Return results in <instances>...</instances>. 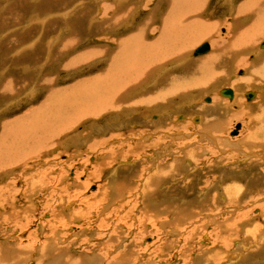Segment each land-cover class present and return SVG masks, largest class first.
<instances>
[{
	"label": "rangeland",
	"instance_id": "rangeland-1",
	"mask_svg": "<svg viewBox=\"0 0 264 264\" xmlns=\"http://www.w3.org/2000/svg\"><path fill=\"white\" fill-rule=\"evenodd\" d=\"M85 1L0 0V67L4 65V71L0 69V88L6 79L16 81L22 75L29 79L33 77L35 73L32 72L46 58V42L51 40L59 26L62 28L57 32L58 35L67 37L76 33L77 38H73L77 42L81 41L69 55L70 59L62 58L65 51L60 54V48L55 46L52 60H46L44 73L47 72V77L53 80L54 87L64 88L67 83L71 84L78 78L102 72L101 66L105 65L107 69L108 65L101 60L102 57H96L102 56L101 51H105L104 55L114 54L118 42H123L121 45L126 46V50L131 49L134 45L126 43L125 37L130 32L134 33L136 27L148 17L149 31H145L142 39L152 41L157 32L154 33L152 29L162 27L163 17L174 21L180 16L179 10H187L186 5L173 4L178 0H136V8L139 1L140 5L146 1L149 5L145 11L137 12L135 9L134 19L129 18L131 24L126 25V22L124 27L123 21L130 14L123 12L118 21L114 13L123 9L110 8L113 7L112 0ZM131 1L127 10L130 12L134 10V0ZM233 1L236 9L228 5L226 0L227 4L224 0H203L202 10L199 14L194 12V17L216 27L213 37L202 39L196 45L193 44L196 42L193 38H183L182 33L169 28L162 29L164 37L169 38H163L168 40V47L163 50L168 60L155 66L150 74L148 69L141 71L140 78L146 80L148 86L137 94L162 89L167 82L160 81L168 74L170 79L178 81L198 76L194 81H201L205 84L203 87L189 86L175 92L174 96L164 97L162 103L153 101L149 108L141 105L134 112V109L128 108L120 115L109 112L81 118L78 112L70 111L72 116L69 118L77 114L75 122L70 128L60 131L57 135L59 138L49 148L43 147L42 152L32 153L16 145L23 146L13 130L8 136L4 135L0 146V264H264V217L258 216L261 213L260 206L264 208V172L261 173L264 169V119L263 112H258V117L254 116L256 121L250 122L251 111L255 113L259 109L248 108L264 91V79L256 76L259 81L247 87L236 83L247 76L249 65L260 62V57L264 56V47L260 45L264 39V28L251 30V39L255 42L247 51H231L229 44L221 48L226 49L223 59L226 57L227 60H223L225 68L214 80L199 77L195 73L183 74V68L208 58L213 53L215 43L229 38L225 22H230L229 19L233 18L243 0ZM69 4L72 10L71 7L65 8ZM51 11H57L55 14L58 16L54 14L49 17ZM47 14L50 21L45 20ZM248 19L251 21V16ZM104 20L119 22V32L112 31L115 28L113 24L107 29L112 33L104 32L106 30L100 24ZM240 22L245 26L248 20L241 18ZM68 23L73 24L67 29L65 25ZM167 32H171L172 37ZM174 37H178V40ZM101 38L110 40L102 42ZM204 42L209 44L210 50L203 55L193 56V49ZM140 43L143 41L140 40ZM139 47L143 52H138L136 58H142L149 52L148 45L141 44ZM18 48L22 51L19 52ZM154 48L156 56L162 54L158 45ZM90 49H94V56L83 59L79 53ZM182 50L184 52L180 56L179 51ZM117 58L118 63H121L122 53ZM51 63H54L53 67ZM80 65L84 68L75 76H69L68 68L75 69ZM134 72L127 74L120 70L117 79L124 85L129 84L131 80L136 81ZM143 72H147L145 76ZM7 85L5 83L4 87ZM221 88H231L236 98L229 102L231 100L217 93ZM25 90L18 91L23 94ZM248 91L255 92L250 100L244 95ZM45 92L46 89L40 87L36 95L5 112L3 108L7 106H4V101L10 97H4V101H0V121L3 118L10 121L16 116L20 118L19 115L27 114L29 109L30 112L39 110L38 113L42 112V115H48L52 112L50 110H53V114H60V109L55 113V108L40 105ZM206 97H209V102L204 101ZM236 99L240 100V104L235 102ZM225 102L229 108L224 107ZM37 104L40 105L37 106L39 109ZM213 105L219 111L210 114L209 118L207 106ZM240 119H246L247 128L242 138L250 136L247 145L245 140L242 142L244 138H240L244 129ZM209 123L217 124V127L211 130L206 126ZM237 123L240 129L233 136L231 132ZM46 124L38 126L37 132L40 131L38 134L41 138L47 132L46 128L52 125ZM254 128L258 130L255 134ZM16 139L19 143H15ZM156 139L159 141L156 147L162 143L167 147L162 148L153 163L148 156L153 155L154 150L149 147L153 143L150 140ZM142 142L148 144L141 145ZM179 156L183 159L181 167L169 169L167 177L165 175L158 182L153 181V175L157 169H161L163 162L169 163ZM120 161L125 164L120 165ZM251 174L257 175V183L253 182ZM146 184L153 190L148 189ZM99 187L101 191L98 192ZM260 190L262 195L257 193ZM222 221L225 232L218 227L217 234L214 232L210 240V233ZM245 228H248L247 234L243 231Z\"/></svg>",
	"mask_w": 264,
	"mask_h": 264
},
{
	"label": "bare ground",
	"instance_id": "bare-ground-1",
	"mask_svg": "<svg viewBox=\"0 0 264 264\" xmlns=\"http://www.w3.org/2000/svg\"><path fill=\"white\" fill-rule=\"evenodd\" d=\"M85 1V0H83ZM127 2L129 4H126L125 3L123 4V2ZM136 0L133 1V9L131 8V10H133L132 12L130 11H127L129 8H130V4H131V0H112V6L113 7H110V8H114V10H119L120 8H122L123 10L120 12H115V17L118 19V21H120L121 19V16H122V13H126V14H130L128 16V19L124 20L123 21V25H125L124 23H126V25L129 23V18H133V13L135 12V9H137L136 11L138 12V10L140 11H145L147 6L149 5L148 2H144L143 5H140V1L138 2V7L136 8V6L134 5V2ZM206 0H204L205 2ZM228 1V5H232V8L234 9V1L233 0H226ZM82 2V1H81ZM86 2V1H85ZM180 0L174 2L173 4H182V6L186 5L185 7L187 8V10L185 11H182L179 10L181 13H179L178 15L179 18L177 17L174 21L173 19L171 21L168 20V18H164L163 20V23H162V27L160 29H152L156 34H155V38L152 40V41H148L147 39L143 40L142 39V35L144 36L145 35V31H149V17L148 19L141 24V25H138L136 27V30H134V33H129L130 35L125 37V40H126V43H129V45H134L131 49L129 50H126V46L124 47L123 45V42L120 43L118 42L117 44L118 45V48L115 49V53L112 54V55H104L105 51H101L102 53V56H96V57H102L101 60H104V62L108 65V68L106 69L105 65L101 68H103V71L102 72H97L95 74H91L87 77H84V78H78L76 79L73 83L71 84H68L66 85V87L64 88H56L54 87V84H52V81L53 80H50L49 77H47V72L44 73V66H45V63H46V60L48 61H51L52 60V52L55 50L54 47L57 46L60 48L61 52L60 54L63 53V51H65L61 56L62 58L63 57H70L69 55L72 54L73 52V49L75 48V46H77L78 44H81V41L77 42L75 41L76 39L73 38L76 37L77 38V34L75 33V35H73V33H71L70 36H66L67 37H64V36H60L57 34L58 31H61L60 28H62L61 26H59L60 28L58 30L55 31L54 33V36H52L51 40H49L48 42H46L47 44V47H46V58L45 60L43 61L42 63V68L41 70L36 74V75H39V79L38 81L36 82V75L33 76L35 77L33 79V77H31L30 79L27 78V76H24L22 75L18 80L16 81H11V79H6V81L4 82V85L5 83H7L8 85L5 86L2 90H0V99H1V96L3 95V92H4V97L6 98H9V100L7 99L6 102L4 101V106L6 105L7 107H4L3 108V112H5V110H9L11 107H16V106H19L20 104H22V102H24L26 99H30L31 97L34 96V94L36 95V92L37 90L42 87L43 90L46 89V92L42 95V103L40 105L42 106H50L51 108H55L56 110L54 111L56 113L57 109H60V114H53V110H50L52 112H49L48 115H42L43 113L42 112H39L38 113V107L37 106H40V105H36V107L38 109V111H35L33 110L32 112H30V109L28 110L29 112H27V114H24V115H19L21 116L20 118L18 116H16L15 118L11 119L10 121L9 120H4V118L2 119L3 121H0V146H1V143L4 141V135L5 136H8L11 131L13 130L14 133H17V138H20L21 140V143L23 146H21L20 144H16V145H19L20 147H24V150L25 151H29V152H38L40 151L43 147H48L50 145H52V143H54L55 140H57V135L58 133H60V131L62 132L64 129L66 130V128H70L72 126V124L75 122V116L69 118V116H72L71 112L70 111H74L75 113L78 112V114L82 115L81 118H86L89 116V114H95V115H101V114H107L109 112L111 113H115L120 115L123 111L127 110L128 108L130 109H134V111H136L135 109L139 106H145V107H148L149 108V105H152V102L155 101L156 102H161L163 101L164 97H170V96H174L176 94H174L175 92L177 91H183L185 90V88L189 87H193L195 85H198V87H203L205 84H202L201 81L199 80H196L194 81V79H197L196 78H192V77H187L186 79L184 78V80L182 79V81H178V80H174L173 78L170 79V74H168L167 76L164 75V79L161 80L160 82L162 81H166L167 84L164 85V87L161 89L159 88V90H151L150 92L144 94V93H141L142 95H138L137 93L139 92V90L143 89V88H146V85L148 86V83H146L147 81L146 80H143V78L141 79V71L142 70H146L148 69V73L150 74V72H152L156 67L155 66H159V65H162L164 64L165 62H167L168 60V57H166L165 55H163V53L165 51V49H167L168 45H166L167 41L168 40H163V38H167V37H164V34L163 31H161L162 29H166V28H169L168 30H174V31H177V33L179 32L180 34L182 33V37L184 38H193V41H196L194 42L193 44L196 45V43H198L200 40L202 39H210V37H213L212 35H214V31H215V27L216 25H211L210 23L209 24H205V21L202 20V22H200L198 19H196L194 16V12H198L197 14H199L200 10H202V4H204L203 0H189L187 2V0ZM221 2V1H220ZM121 3V4H120ZM224 3L227 4V2H225L224 0ZM72 4V3H71ZM71 4L67 5L65 8H70V10H72V6ZM74 4V3H73ZM80 4V3H79ZM84 4V3H83ZM172 4V5H173ZM111 5V3H110ZM236 5V3H235ZM83 6V5H82ZM181 6V8H182ZM227 6V5H226ZM102 7V6H101ZM170 7V6H169ZM173 7V6H171ZM204 7V5H203ZM75 8V7H74ZM109 8V9H110ZM180 8V7H178ZM185 8V9H186ZM231 8V9H232ZM102 9V8H101ZM105 9V8H104ZM236 9V8H235ZM69 10V9H68ZM230 10V9H229ZM66 11V10H64ZM101 11V10H100ZM178 11V10H177ZM57 11H55L54 13H52L51 11V16H49V14H47V19L45 20H48L49 17H52L54 16V14L56 13ZM67 12V11H66ZM111 12V11H110ZM46 13V12H45ZM49 13V12H48ZM65 13V12H64ZM63 13V14H64ZM60 14V12H59ZM57 15V14H55ZM141 15V14H140ZM49 16V17H48ZM58 16V15H57ZM60 16H62V14H60ZM102 16V15H101ZM248 16H251L252 20L249 21L248 19ZM43 17V16H42ZM107 17V16H106ZM33 18V17H32ZM36 19H38L37 17H35ZM46 18V17H45ZM125 18V16H124ZM241 18H244V20H248V23L247 25L243 26L240 22V19ZM40 19V18H39ZM76 19V18H75ZM96 19L98 20H102V19H99L98 17H96ZM103 19H105V16H103ZM114 20V18H113ZM136 20V19H135ZM134 20V22H135ZM226 20V19H225ZM30 21V20H29ZM34 21V20H33ZM32 21V22H33ZM50 21V20H48ZM230 22H225V24H227V34L229 37L228 39L225 38V39H222V41H220L218 44L215 43L214 44V49H213V53L208 57V58H205L201 61H197L185 68H183V74H190V73H195L196 75H200L199 77H209V80H214V77H218L220 74H221V71H223V69L225 68V63L223 62V60L225 61V59L227 60V58L225 57V59H223V52H225L226 49H221L223 48L224 46L228 45L229 44V47H230V50L231 51H247L248 49H250L251 47L254 46V40L251 39V30L253 29H261V28H264V0H243L236 12L234 13V16L233 18H230L229 19ZM114 22V23H113ZM31 23V22H30ZM45 23V22H44ZM66 23V22H65ZM119 22H117L116 20L115 21H102L100 24L101 26L103 27L104 32L110 34L109 32L112 33V31L116 32L118 29L121 28V25L118 24ZM175 23H178L179 25H176ZM201 23V25L199 24ZM204 23V24H202ZM24 24V23H23ZM29 24V23H28ZM35 24V23H34ZM73 24V23H72ZM71 23H68L66 24L65 26L70 28V26H72ZM115 26V28L112 30V31H107L108 27L109 26ZM131 24V23H129ZM128 24V25H129ZM161 24V23H160ZM224 24V23H223ZM122 25V26H123ZM126 25L124 27H126ZM182 25V26H181ZM222 25V24H221ZM27 26V25H26ZM63 26V24H62ZM63 26V27H65ZM65 27V28H66ZM15 28V27H14ZM13 28V29H14ZM19 28V27H18ZM27 28V27H26ZM43 28V27H42ZM64 28V29H65ZM74 28V27H73ZM63 29V30H64ZM66 29V31H67ZM77 29V28H76ZM42 30V29H41ZM65 33V31H63ZM89 30V29H88ZM11 32V30L9 31ZM119 32V31H117ZM172 32V31H171ZM171 32H167V33H170ZM8 33V32H7ZM42 33H43V30H42ZM103 33V32H101ZM260 33V32H259ZM39 34V33H38ZM37 34V35H38ZM57 34V35H56ZM60 34V33H59ZM107 34V35H108ZM116 34V33H115ZM151 34V33H150ZM174 34V33H173ZM5 35V34H4ZM53 35V34H52ZM62 35V34H61ZM176 35V34H175ZM263 36V35H262ZM64 37V38H62ZM172 37V34L171 36ZM180 37V36H179ZM196 37H199L200 39L196 40L197 38ZM49 38V37H48ZM49 38V39H50ZM62 38V39H61ZM196 38V39H195ZM37 39V38H36ZM46 39V38H45ZM102 42L105 41V40H110V39H103L101 38ZM121 39V38H120ZM169 39V38H167ZM174 39L178 40V37ZM173 39V40H174ZM181 39V38H179ZM39 40V39H37ZM140 40L143 41V43H140ZM264 40V39H263ZM31 41V40H30ZM29 41V42H30ZM47 41V39H46ZM84 41V40H83ZM82 41V42H83ZM124 41V40H123ZM166 41V42H164ZM170 43V42H169ZM204 43H207V42H204ZM202 43V44H204ZM262 43V42H261ZM26 44V43H25ZM56 44V45H55ZM141 44H145L148 45L149 47V52L147 51L146 55L143 56L142 58L139 57V58H136V54L139 52V53H142L143 50L142 48H140L139 46ZM192 44V45H193ZM200 44V45H202ZM208 44V43H207ZM33 45V44H31ZM29 45V46H31ZM126 45V44H125ZM154 45V46H153ZM158 45V50H160L162 52L161 55L159 56H156V52L154 51V47H157ZM193 45V46H194ZM200 45H198L197 47H199ZM261 45V44H260ZM259 45V48L260 49H263L261 48V46ZM65 46V48H64ZM191 46V47H193ZM21 47V46H20ZM26 47V46H25ZM92 47V46H91ZM195 47L193 49V53L192 55L193 56H198V55H203L205 53H207L209 50H210V46L208 44V49L203 52V53H199L197 55L194 54L196 48ZM32 48V47H31ZM90 48V47H89ZM226 48V47H224ZM236 48V49H235ZM21 49V48H20ZM20 49L18 48V51H20ZM25 49V48H24ZM228 49V47H227ZM243 49V50H242ZM259 49V50H260ZM17 50V48H16ZM157 50V51H158ZM174 50V49H173ZM18 51H15V53H17ZM177 51V50H176ZM93 52L95 53L94 49H90V50H86L84 52H80L79 54L82 55V58L83 59H86V58H92L94 55H93ZM178 52V51H177ZM184 52V50H182L181 52L179 51V54L181 56V54ZM229 52V51H228ZM107 53H110V52H107ZM121 54L122 53V61L121 63H118V54ZM170 53V52H169ZM235 53V52H234ZM130 54V55H129ZM155 54V55H154ZM96 55V54H95ZM226 54H224L225 56ZM231 55V54H230ZM264 55V54H262ZM29 56V55H28ZM175 56V55H174ZM229 56V54L227 53V57ZM233 56V55H231ZM73 57V56H72ZM78 57V55H77ZM176 57V56H175ZM80 58V57H79ZM173 58V57H172ZM70 59V58H69ZM76 59V58H75ZM170 59V58H169ZM232 59V58H231ZM99 60V59H98ZM139 60V61H138ZM146 60V61H145ZM261 60L260 62H254L253 64L249 65V69H248V74L245 78L241 79V80H237L236 83L241 86H250V84L254 83V82H258L259 79L256 78V76H260L261 79H264V56H261L260 59ZM37 61V60H36ZM180 61V60H179ZM235 61V60H234ZM242 61V60H241ZM103 62V61H102ZM243 62V61H242ZM49 63V62H48ZM122 63H124L123 65H121ZM85 64V63H84ZM83 64V65H84ZM244 64V63H243ZM52 67L54 66V63H51ZM103 65V64H102ZM167 65V64H166ZM48 66V65H46ZM105 67V69H104ZM164 67V66H163ZM26 68V67H24ZM79 68V69H78ZM84 66L82 67V65H80L79 67L77 68H73V69H69L68 68V73L69 76L70 75H73L75 76L76 74L79 73V71H81V69H83ZM100 68V67H99ZM162 68V67H161ZM171 68V67H170ZM26 70V69H24ZM122 71V72H128L127 74H130L131 72H134L136 78H134V80L136 81H130L129 84H122L121 81H118L117 79V76H118V71ZM220 70V71H219ZM246 70V69H245ZM166 70H164L165 72ZM159 72V71H158ZM147 72H145L146 74ZM160 73V72H159ZM144 72H143V75L145 76ZM156 74V73H155ZM239 74L241 75L242 74V71L239 72ZM185 75H183L184 77ZM187 76V75H186ZM185 76V77H186ZM236 76V75H235ZM119 77V76H118ZM147 77V75H146ZM140 78V79H138ZM72 79V78H71ZM178 79V78H177ZM208 79V78H206ZM237 79V78H236ZM138 80H140L138 82ZM151 80V79H150ZM149 80V82H151ZM30 81V84H28ZM146 81V82H145ZM154 81V80H152ZM156 81V80H155ZM135 82V83H133ZM196 82V83H195ZM156 83V82H155ZM177 83V84H176ZM56 84V83H55ZM170 84V85H169ZM143 85V86H142ZM150 85V84H149ZM169 85V86H168ZM255 85V84H254ZM27 86H29L27 88ZM140 86V87H139ZM179 86V88H178ZM177 87V88H176ZM253 87V86H252ZM17 88V89H15ZM235 88V87H234ZM24 89L25 92L23 94H20L21 92H19L18 90H21L23 91ZM57 89H59V91H57ZM222 89H225V88H221L218 90V94L222 97H225L227 98L228 100H231L229 102H232L233 98L235 99V95H234V92L231 88V91H232V97L229 98L228 96L224 95L221 93ZM228 89V88H227ZM256 91V90H255ZM180 93V92H179ZM247 93H251L252 95L250 96V98L247 96ZM12 94V95H11ZM254 94L255 92L254 91H248V92H245L244 95H245V98L247 100H250L252 97H254ZM179 95V94H178ZM259 95V93H258ZM41 97V96H40ZM257 97V96H256ZM16 98V99H15ZM13 99L14 102H13ZM204 101L206 102H209L210 99L209 97L207 98H204ZM254 101V100H253ZM164 102V101H163ZM235 102L237 104H240V100H235ZM234 102V103H235ZM40 103V102H39ZM162 103V102H161ZM226 102L223 104L224 107H230V106H227L225 105ZM231 105V103H229ZM233 104V103H232ZM235 104V106L237 105ZM29 105V104H28ZM32 105V104H31ZM65 105V106H64ZM90 105V106H89ZM234 105V104H233ZM64 106V109L62 108ZM232 106V105H231ZM84 107V108H83ZM258 108L259 111H255L252 112V115H250L249 113V120L250 122H255L254 121V116H257L258 117V112H263V119H264V91L262 92V94L260 96H258V98L252 103L250 104V106L248 108ZM41 108V107H40ZM207 108L210 110V113H209V118H210V114L212 113H218V109H217V106L213 105V106H207ZM19 109V108H18ZM17 109V110H18ZM32 109H34V107H32ZM164 109V108H163ZM241 111V110H240ZM70 112V113H69ZM97 112V113H96ZM100 112V114H99ZM132 112V111H131ZM132 112V113H133ZM245 112V111H244ZM145 113V112H144ZM143 113V114H144ZM227 113V112H226ZM238 113V112H237ZM147 113H145L146 115ZM149 114V113H148ZM233 114V113H232ZM39 117H38V116ZM145 115H143L144 117H146ZM206 115V114H205ZM204 115V116H205ZM23 116V117H22ZM156 116V115H155ZM207 116V117H208ZM239 116H241L239 114ZM242 116H243V113H242ZM245 116V115H244ZM114 117V116H113ZM112 117V118H113ZM118 117V116H116ZM246 117V116H245ZM77 118V117H76ZM80 118V119H81ZM152 118V117H151ZM238 118V117H237ZM247 118V117H246ZM260 118V117H259ZM17 121H16V120ZM23 119H26L27 121L24 122ZM78 119V118H77ZM79 119V120H80ZM13 120V121H12ZM20 120L22 122L19 121ZM117 120V118H116ZM239 120V119H237ZM241 120V119H240ZM246 120V119H245ZM245 120H241L243 125L242 127L244 126V129L240 135V138H242V136L244 135V132L246 130L245 128ZM248 120V118H247ZM248 120V121H249ZM32 121V122H31ZM119 121V119L117 120ZM116 121V122H117ZM260 121V120H259ZM264 122V121H263ZM19 123V124H18ZM52 124L50 126H48L46 129L47 132L44 133V135L41 136L38 134V131L37 130L39 129V125H42V124ZM119 124L123 123L124 122H118ZM4 125V127L1 126ZM46 124V125H47ZM118 124V125H119ZM122 124V125H123ZM250 124V123H249ZM207 128H210L211 130H214L216 127H217V124H212V123H209V124H206ZM162 128V127H161ZM264 129V123H263V127ZM240 127L238 128V131H239ZM157 131V130H156ZM257 128H254V131L253 133L255 134L257 132ZM250 132V131H249ZM238 133V132H237ZM42 134V133H41ZM152 134V133H151ZM137 135V134H136ZM175 135V134H174ZM173 135V136H174ZM236 135V134H235ZM19 136V137H18ZM56 136V137H55ZM172 136V135H171ZM234 136V135H233ZM143 137V136H142ZM178 137V136H177ZM44 138V139H43ZM244 138V139H243ZM242 139V142L245 140V145H247V141L250 140V136L246 135L245 137H243ZM155 139V138H154ZM159 139V138H158ZM157 140V139H156ZM153 140L151 141L150 140V145H152V147H149L150 149H152L153 151V155L151 156H148L149 158H152V162L157 159L155 156L160 152L162 151V148H165L167 147L165 144L162 143V145H160V147H156L155 144L157 142H159L158 140ZM240 140V139H239ZM14 142V141H13ZM18 142L19 143V140L16 139L15 140V143ZM171 142V141H170ZM144 143H147V142H142L141 145H143ZM165 143V142H164ZM56 144V143H55ZM140 144V143H139ZM148 144V143H147ZM173 144V143H171ZM253 144V143H252ZM6 145V144H5ZM138 145V144H137ZM157 145V144H156ZM177 145V144H176ZM175 145V146H176ZM3 147V146H2ZM6 147V146H5ZM145 147H147L145 145ZM172 147V146H171ZM179 146H176V148H178ZM49 148V147H48ZM47 148V149H48ZM129 148V147H128ZM2 149V148H1ZM0 149V150H1ZM23 150V151H24ZM43 150V149H42ZM41 150V152H42ZM45 150V149H44ZM194 152V151H193ZM192 153L189 152L187 154H185L186 156L188 154ZM106 155V154H105ZM49 156V155H48ZM21 157V156H20ZM23 157V156H22ZM26 157V156H25ZM23 157V158H25ZM33 157V156H32ZM160 158V157H158ZM185 158V157H184ZM187 158V157H186ZM103 159V158H102ZM138 160V159H137ZM136 161V160H134ZM169 161V160H168ZM126 162V161H125ZM155 162V161H154ZM153 162V163H154ZM182 162H183V159H182V156H179V157H175L174 159H172L171 161H169V163L167 162H163L162 165H161V169H157V171L155 172V175L154 178H153V181H157L159 179H162L166 174L169 173V169H175V168H178V167H181L182 166ZM68 163V162H67ZM159 163V160L158 162ZM120 165L122 164H125L123 161H120L119 162ZM118 164V165H119ZM249 167L250 164L248 163ZM159 166V165H158ZM165 167V168H164ZM253 167V166H252ZM244 168V167H243ZM250 169V168H249ZM259 169V168H258ZM245 170V168H244ZM112 171V170H111ZM261 171V170H260ZM264 172V169L261 171V173L263 174ZM112 173V172H111ZM168 175H166L167 177ZM151 177V176H150ZM149 177V178H150ZM165 178V177H164ZM251 179L253 180L254 183H257L256 181H258V177L256 174H251ZM32 182V181H31ZM41 183V182H40ZM154 184L156 182H153ZM253 183V184H254ZM31 184V183H30ZM159 185V183H157ZM155 184V185H157ZM148 189H150L149 185L146 184ZM157 185V186H158ZM234 185V184H233ZM255 185V184H254ZM120 186V185H119ZM87 187V186H86ZM97 187V186H96ZM124 187V186H123ZM236 188V187H235ZM118 189H121V188H118ZM146 189V188H145ZM152 189V188H151ZM150 189V190H151ZM122 190V189H121ZM153 190V189H152ZM227 190V189H226ZM98 192L101 191V188L99 187V189L97 190ZM103 191V190H102ZM147 191V190H146ZM238 191V189L236 190ZM152 193L154 191H151ZM101 193V192H100ZM163 193V192H162ZM259 193V195H262L263 192L262 190H260V192H257ZM170 194V193H169ZM168 194V195H169ZM146 195V194H145ZM105 196L107 197V195L105 194ZM203 198V197H202ZM255 198V197H254ZM201 199V198H200ZM61 201V200H60ZM108 204V203H107ZM164 204V203H163ZM133 205V204H132ZM173 205V203H172ZM175 206V205H174ZM233 206V205H232ZM146 207V206H145ZM169 207V206H168ZM258 207V206H257ZM261 208L263 206H260ZM260 208V214L258 216L260 217H264V208L261 209ZM224 209V208H223ZM259 209V208H258ZM163 210V208H162ZM165 211V210H164ZM167 211V210H166ZM165 211V212H166ZM169 212V211H168ZM182 212V211H181ZM111 213V212H110ZM171 213V211H170ZM212 213V212H211ZM223 213V212H222ZM192 214V213H190ZM239 214V213H238ZM61 215V214H60ZM183 215V214H182ZM208 215V214H207ZM210 215V214H209ZM237 215V214H236ZM235 215V216H236ZM184 216V215H183ZM188 216V215H187ZM198 216V215H197ZM174 217V215H173ZM181 217V216H180ZM179 217V218H180ZM192 217V216H191ZM200 217V216H199ZM175 218V217H174ZM197 218V217H196ZM236 218V217H235ZM173 219V218H172ZM264 220V218H262ZM178 220V219H177ZM262 220V221H263ZM224 221V220H223ZM221 222V225L219 226H216V228L214 230H212V232L210 233V240L212 239V235L213 233L219 229L218 227H221L222 230H224L225 228L222 226L224 222ZM178 223V222H177ZM243 223V222H242ZM227 225V224H226ZM243 225V224H242ZM253 226L254 225V222L252 223ZM229 226V225H228ZM252 226V227H253ZM13 227V226H12ZM232 227V226H231ZM227 228H230V227H227ZM234 228V227H233ZM244 228V226L241 228V230ZM115 229V228H114ZM248 228H245L243 231L248 232L247 230ZM210 230V229H209ZM226 230V229H225ZM224 230V232H225ZM232 230V229H230ZM238 230V229H237ZM247 230V231H246ZM219 232V231H218ZM208 234V233H206ZM217 234V233H216ZM215 234V236H217ZM101 236V235H100ZM245 236V234H244ZM243 236V237H244ZM205 238H207L205 235H204ZM242 237V238H243ZM216 238V237H215ZM220 239V238H219ZM50 242V241H49ZM225 243V242H224ZM244 243H247L246 241ZM248 244V243H247ZM243 246V245H242ZM213 247V246H212ZM223 247V246H222ZM263 247V246H262ZM207 251V250H206ZM15 253H16V250H15ZM23 253H24V249H23ZM17 254V253H16ZM94 261V260H93ZM91 264V263H90Z\"/></svg>",
	"mask_w": 264,
	"mask_h": 264
},
{
	"label": "water",
	"instance_id": "water-1",
	"mask_svg": "<svg viewBox=\"0 0 264 264\" xmlns=\"http://www.w3.org/2000/svg\"><path fill=\"white\" fill-rule=\"evenodd\" d=\"M261 46L264 47V40L262 41ZM207 49H208V44H207V43H204V44H202V45H200L199 47L196 48L194 54L197 55V54H199V53H203V52H205ZM221 93L224 94V95H226V96H228L229 98L232 97V91H231V89H229V88H228V89H227V88L222 89ZM251 95H252L251 93H247V96H248L249 98H250ZM239 127H240V124L237 123V124L235 125L234 129L232 130L231 134H232V135L237 134V132H238V128H239ZM93 188H94V187H93Z\"/></svg>",
	"mask_w": 264,
	"mask_h": 264
},
{
	"label": "crops",
	"instance_id": "crops-1",
	"mask_svg": "<svg viewBox=\"0 0 264 264\" xmlns=\"http://www.w3.org/2000/svg\"><path fill=\"white\" fill-rule=\"evenodd\" d=\"M0 37H2V34L0 35ZM19 48H20V46H19ZM41 67H42V65H40L39 67H37V69L34 72H32V74L35 73L33 76H35L38 73V70H40ZM0 69H1V71H4V65L2 67H0ZM3 88H4V84L2 85V87L0 88V90H2ZM0 101H4V92H3V95L1 96Z\"/></svg>",
	"mask_w": 264,
	"mask_h": 264
}]
</instances>
